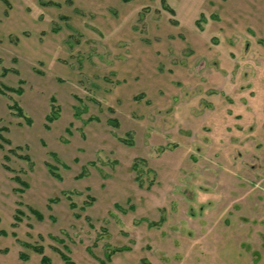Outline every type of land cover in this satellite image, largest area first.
Masks as SVG:
<instances>
[{"label": "rangeland", "instance_id": "1", "mask_svg": "<svg viewBox=\"0 0 264 264\" xmlns=\"http://www.w3.org/2000/svg\"><path fill=\"white\" fill-rule=\"evenodd\" d=\"M0 90V264H264V0H0Z\"/></svg>", "mask_w": 264, "mask_h": 264}, {"label": "trees", "instance_id": "2", "mask_svg": "<svg viewBox=\"0 0 264 264\" xmlns=\"http://www.w3.org/2000/svg\"><path fill=\"white\" fill-rule=\"evenodd\" d=\"M9 91H12V92H19V90H15V89H13V88H7ZM1 91V90H0ZM2 93H3V91H1ZM9 108H11V109H15V110H17V114L19 115V116H23V114H22V110L18 107V106H16V104L14 103V104H12V105H9ZM111 111H112V109H110ZM111 123H112V125L113 126H118V123H117V121L115 120V119H110L109 120ZM1 131V130H0ZM0 139L1 140H3L5 143H9L6 139H4L3 137H1L0 136ZM121 142H125V143H128L127 141H124V140H122L121 139ZM0 147H3V145L0 143ZM12 149L10 148L8 151H11ZM4 158H7L6 156L4 157ZM135 165L136 164H133V168L135 167ZM5 166V168L8 170V171H10V172H12V170L7 166V165H4ZM49 170H50V172L51 173H54L53 172V169L52 168H49ZM12 179H14L15 181H17V182H20L21 183V180L17 177V176H13L12 177ZM140 186H141V184H139ZM70 206H71V208H73L74 207V204H70ZM75 217H79V215L78 214H75ZM33 249L37 252V253H39V254H41V262L42 263H45V264H48L49 263V260H48V258L45 256V255H43V250H42V248L40 247V246H33ZM61 255H62V257L66 260L65 261V263L66 264H72V262L70 261V259L65 255V254H62L61 253Z\"/></svg>", "mask_w": 264, "mask_h": 264}]
</instances>
